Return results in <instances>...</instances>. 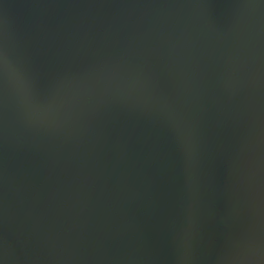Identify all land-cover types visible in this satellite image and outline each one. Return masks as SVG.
<instances>
[{
  "label": "water",
  "instance_id": "water-1",
  "mask_svg": "<svg viewBox=\"0 0 264 264\" xmlns=\"http://www.w3.org/2000/svg\"><path fill=\"white\" fill-rule=\"evenodd\" d=\"M3 264H264V0H0Z\"/></svg>",
  "mask_w": 264,
  "mask_h": 264
},
{
  "label": "clouds",
  "instance_id": "clouds-1",
  "mask_svg": "<svg viewBox=\"0 0 264 264\" xmlns=\"http://www.w3.org/2000/svg\"><path fill=\"white\" fill-rule=\"evenodd\" d=\"M0 64H2L3 69L5 72H7L9 70V64H8V60L7 57H0Z\"/></svg>",
  "mask_w": 264,
  "mask_h": 264
},
{
  "label": "snow or ice",
  "instance_id": "snow-or-ice-1",
  "mask_svg": "<svg viewBox=\"0 0 264 264\" xmlns=\"http://www.w3.org/2000/svg\"><path fill=\"white\" fill-rule=\"evenodd\" d=\"M0 264H3V261L2 260H0Z\"/></svg>",
  "mask_w": 264,
  "mask_h": 264
}]
</instances>
